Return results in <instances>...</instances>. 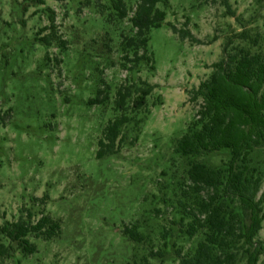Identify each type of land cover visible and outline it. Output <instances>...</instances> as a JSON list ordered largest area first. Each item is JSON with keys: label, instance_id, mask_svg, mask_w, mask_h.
Returning a JSON list of instances; mask_svg holds the SVG:
<instances>
[{"label": "rangeland", "instance_id": "obj_1", "mask_svg": "<svg viewBox=\"0 0 264 264\" xmlns=\"http://www.w3.org/2000/svg\"><path fill=\"white\" fill-rule=\"evenodd\" d=\"M84 1L0 0V223L30 213L32 223L49 216L60 225L51 240L30 236L36 252L27 256L0 235L9 247L0 264H178L175 250L185 253L199 240L179 235L172 225L189 161L216 168L228 154L188 159L174 154L172 143L195 116L200 101H191V92L221 59L225 41L242 30L264 39V0H229L235 18L219 0L158 5L166 17L149 32L153 69L140 63L131 71L121 41L133 35L128 20L135 0H124L122 20L108 0ZM168 24L188 30L199 43L181 40ZM50 33L49 47L37 41ZM139 80L156 87L147 111L136 116L137 141L129 145L128 133L118 154L96 159L117 88ZM98 89L107 101L88 104ZM250 165L260 173L263 190L264 144L251 152ZM132 223L144 243L122 237ZM258 239L264 245V221ZM157 250L161 257L148 256ZM259 262L264 264V254Z\"/></svg>", "mask_w": 264, "mask_h": 264}, {"label": "trees", "instance_id": "obj_2", "mask_svg": "<svg viewBox=\"0 0 264 264\" xmlns=\"http://www.w3.org/2000/svg\"><path fill=\"white\" fill-rule=\"evenodd\" d=\"M108 1L118 20L127 17L124 0ZM31 2L44 5L45 0ZM90 2L85 0L84 5ZM219 2L226 14L235 18L229 0ZM158 5L166 9L169 3L135 0L128 20L133 35L121 41L123 60L131 64L130 71L140 63H150L153 69L149 32L161 27L166 17L165 10ZM49 20L53 23L52 16ZM168 27L181 40L199 43L188 30H177L171 24ZM46 29L42 28L40 33ZM52 37L50 33L36 39L49 47ZM64 44L60 41L59 48L63 49ZM221 52V59L211 64L207 78L192 90L190 99L199 100V108L184 133L172 143L173 153L188 159L218 152L228 154V159L216 168L189 161L186 182L184 186L180 184L173 206L177 219L172 225L179 235L199 240L185 253L175 250L178 264H260L264 254V245L258 239L264 221V189L261 190L260 173L250 165L251 152L264 144V39L258 33L251 35L242 30L225 41ZM155 87L139 80L117 88L114 116L101 131L96 159L118 154L128 133L132 134L129 145L137 141L141 120L136 116L147 111V98ZM107 99V93L98 89L96 98L88 104H104ZM156 101L161 103L159 98ZM4 120L5 115L0 112V124ZM139 228L137 223L126 225L121 235L134 244H142L146 239ZM59 233V222L49 216H41L32 223L28 213L26 219L0 223V235L9 244H15L22 256L36 252L30 236L51 240ZM161 236L167 238L166 232ZM8 249L0 243V256L6 255ZM148 256L161 257L162 252L149 251Z\"/></svg>", "mask_w": 264, "mask_h": 264}]
</instances>
